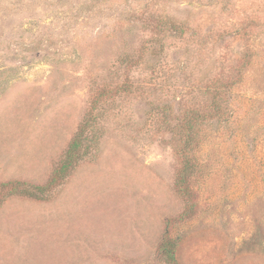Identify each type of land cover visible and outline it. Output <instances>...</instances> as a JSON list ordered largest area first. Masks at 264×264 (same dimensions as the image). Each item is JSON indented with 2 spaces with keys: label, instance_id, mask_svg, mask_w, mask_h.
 Returning <instances> with one entry per match:
<instances>
[{
  "label": "rangeland",
  "instance_id": "1",
  "mask_svg": "<svg viewBox=\"0 0 264 264\" xmlns=\"http://www.w3.org/2000/svg\"><path fill=\"white\" fill-rule=\"evenodd\" d=\"M87 119L3 193L0 264H264V0H0V182Z\"/></svg>",
  "mask_w": 264,
  "mask_h": 264
},
{
  "label": "trees",
  "instance_id": "2",
  "mask_svg": "<svg viewBox=\"0 0 264 264\" xmlns=\"http://www.w3.org/2000/svg\"><path fill=\"white\" fill-rule=\"evenodd\" d=\"M104 92L100 93L103 95ZM216 94L214 95V99H216ZM215 108H219L218 105ZM220 109V108H219ZM218 113V112H217ZM215 115V113L213 114ZM212 116V115H211ZM210 116V117H211ZM199 114H188L186 116V121L184 125L183 134L184 137L179 144V156L182 162V172L180 173V177L177 181V186L180 191L184 194L188 193L189 187L185 184V177L192 170L194 156L191 154V147L194 141V133L196 132L197 122L201 123L202 118ZM91 122L87 119L80 127L79 131L74 135L71 142L68 145L65 158L56 166L54 169L50 179L47 181L46 185H35L28 184L27 182H22L19 180H8L5 182H0V204L2 200V195L4 198V194L7 192L10 195H14L16 193L33 197L36 199H43V193L45 190L55 185L60 179L64 178L73 170L75 161L77 159L79 148L82 146V141L84 140V131L87 127L91 126ZM4 193V194H3ZM176 246L177 244L168 234H164L160 244H159V252L163 257L164 261L167 264H178L176 257Z\"/></svg>",
  "mask_w": 264,
  "mask_h": 264
}]
</instances>
